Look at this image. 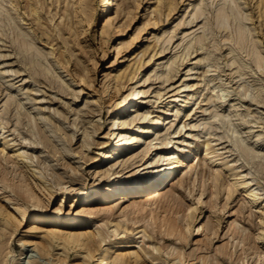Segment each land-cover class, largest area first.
Returning <instances> with one entry per match:
<instances>
[{
	"label": "rangeland",
	"instance_id": "1",
	"mask_svg": "<svg viewBox=\"0 0 264 264\" xmlns=\"http://www.w3.org/2000/svg\"><path fill=\"white\" fill-rule=\"evenodd\" d=\"M118 1L117 9L104 12L105 0H83L85 11L78 15L80 0H1L0 147L7 142L0 152L1 186L12 193L14 184L24 183L22 167L11 155L19 150L32 166L52 173L47 189L32 182L44 218L89 207L97 210L92 220L72 227L90 232L121 221L125 230L97 242L98 252L105 247L125 252L129 264H263L255 251L264 249L258 210L264 206V64L257 67L231 31L214 27L209 0ZM198 1L202 13L191 16ZM236 1L264 56L260 0ZM166 36L170 40L163 44ZM21 37L31 45H23ZM139 68L148 91L134 107L153 116L170 112L138 144L103 157L101 151L111 144L109 116L119 96L135 84L129 77ZM31 118L41 139L34 147L26 138ZM170 140L179 145L174 156L183 146H199L201 153L162 182L152 205L155 217L130 211L124 216L120 187L73 204L74 196L86 190L107 193L113 176L124 182L133 170L132 178L139 175L146 160L167 150ZM246 191L257 193L258 200L251 202ZM0 199L12 209L2 194ZM19 201L29 215L39 209L23 197ZM187 214H192L189 225ZM167 217L181 224L184 237L159 226ZM30 225L40 227L28 233ZM46 226L58 223L29 217L9 236L0 218V264L94 263L83 246L43 237Z\"/></svg>",
	"mask_w": 264,
	"mask_h": 264
},
{
	"label": "bare ground",
	"instance_id": "2",
	"mask_svg": "<svg viewBox=\"0 0 264 264\" xmlns=\"http://www.w3.org/2000/svg\"><path fill=\"white\" fill-rule=\"evenodd\" d=\"M79 1V0H78ZM106 4L104 5L103 11L108 12L110 9L119 7L118 0H105ZM211 3V17L213 25L218 30H227L231 31L232 38L234 43L240 47L245 49L248 54L251 56L254 64L257 67H261L264 64V56L257 49V43L255 42L249 28L246 26L244 20L245 15L242 13L239 3L236 0H209ZM200 1L193 3L190 9V15L195 16L202 13V9L199 4ZM262 11L264 12V0H260ZM86 4L83 0H80L76 9V12H79L78 15L84 13ZM4 6L0 0V10L3 9ZM30 11L36 13V9L30 5ZM81 19V18H80ZM10 29V28H9ZM19 40V39H18ZM17 40V41H18ZM170 40L169 36H166L163 39V44L168 43ZM20 41L25 46H30V41L20 38ZM162 44V45H163ZM134 83L128 87L127 92L121 94L119 99L114 105V109L110 114V125L108 135L111 141L110 146L107 150L101 151V155L103 157H109L112 155L113 150H116L118 147H122L119 149L122 151L126 147L130 146V144L134 143V145L138 144L144 135L153 132V130L158 127L165 116L170 112L169 109H165L163 114H159L158 116H153L149 111H141L138 108H135L134 105L142 102L144 95L148 91L145 89L146 83V74L144 72V68H139L138 71H135L130 77L129 82L133 81ZM31 129L28 137V145L30 147H34L37 143L41 142V139L38 136L36 125L34 118H31ZM35 121V122H34ZM152 128H150V126ZM45 125V124H44ZM148 125V126H147ZM46 126V125H45ZM30 127V126H29ZM149 129V130H148ZM30 142V143H29ZM1 144V140H0ZM148 145H152V142L149 141ZM7 142L6 140L2 142V146L0 147V152H4L6 150ZM177 145L176 142L167 141L165 142V147L167 150L162 152H156L153 156L149 157L146 160V164L142 168L143 171L136 175L134 178L133 174L136 172L133 170L132 172L124 175L123 177L129 178L126 181H120L118 176H113L109 181V191L107 193H99L97 188L92 190H86L82 193H78L75 195V200L73 202L77 203L83 199H91L98 197H105L110 193L114 192V189L120 187L122 192L119 195L120 200L118 201L122 205V214H125L130 211L131 213L140 214L141 216H146V214H150L152 217H155L153 212L152 205L158 200L160 196L159 187L162 182L165 181L168 177L173 174L179 173L184 170L185 167L189 165V157L197 156L201 153L199 146L193 147H182L180 148V154L174 156V148ZM203 152V151H202ZM13 158L20 163L23 170V177H21V181L23 184H14L16 189H13L12 193H5L6 190L0 184V194L5 198L8 202L12 203L11 206H7L0 199V218L3 221V227L7 228L9 231V236L14 233L17 229V226L27 221L30 218L42 219L47 221V223L56 222L58 223L57 227L46 226L43 230V237H46L47 240H59L66 244L71 245V247L79 246L84 247L86 253L84 254L88 259L94 261L93 264H129L127 263V253L122 251H116L111 247H105L103 250L98 252L97 242H102L108 240L110 235L117 236L121 231L125 230V227H122L121 221H116L110 225H106L105 229L97 228L95 231H87L85 229H81L82 227H72L71 224H81L86 225L92 219L90 215L92 213H96L97 210H93L91 208H85L76 211L74 214H68L64 216H59L58 213H54L49 217L44 218L41 213H43L45 207L42 204L38 205L39 197L32 185V182L36 183L38 186H43L47 189L45 185L46 180H51L52 173L47 172L46 168L43 167H34L30 164L28 157L26 154L19 150H13L12 154ZM204 155L207 158H212L213 155L208 150V147L204 149ZM188 161V163H187ZM26 175L30 179V181H26ZM4 179V178H3ZM237 182V181H236ZM242 184L241 181L237 182V185ZM243 185V184H242ZM144 190H147V194L144 197H141L140 193ZM50 196L51 192L48 191ZM86 195V197H85ZM21 196V197H20ZM67 195L62 197V201H65ZM245 196L251 202H256L258 200V194L252 191H246ZM31 201V204L35 207L38 206V211H34L32 214H28V208L25 207L19 199L22 198ZM262 200L259 201L261 203ZM62 203V202H61ZM259 223L262 231L264 232V206H259ZM186 225H189L192 221V214L186 215ZM50 225V224H46ZM64 226V227H63ZM161 228L163 227L164 231L168 234H177L184 237V232L182 231L181 224H177L169 218H164L163 223L159 225ZM39 225H30L27 226L26 231L28 233H33V231L39 228ZM111 227V228H110ZM203 228V226L201 225ZM122 228V229H121ZM200 229V226L197 230ZM144 233L145 230L143 229ZM214 232V231H212ZM35 234V233H34ZM2 232L0 230V236ZM257 242L262 238V235H257ZM1 239V238H0ZM123 245L128 244V242H123ZM97 249V250H96ZM41 250L43 253L48 254V246L42 245ZM256 256L258 257L257 261L263 259L262 263L264 264V249L256 250ZM2 255V248L0 247V261ZM136 255V254H135ZM67 253L61 258L65 260ZM199 259L201 261L206 262L203 256H200ZM80 264V263H78ZM83 264H89L87 261H84ZM135 264V263H133ZM215 264V263H211Z\"/></svg>",
	"mask_w": 264,
	"mask_h": 264
}]
</instances>
